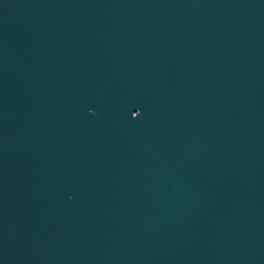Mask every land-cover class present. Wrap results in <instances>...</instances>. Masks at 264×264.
Wrapping results in <instances>:
<instances>
[{
    "label": "water",
    "instance_id": "obj_1",
    "mask_svg": "<svg viewBox=\"0 0 264 264\" xmlns=\"http://www.w3.org/2000/svg\"><path fill=\"white\" fill-rule=\"evenodd\" d=\"M0 264H264V0H0Z\"/></svg>",
    "mask_w": 264,
    "mask_h": 264
}]
</instances>
